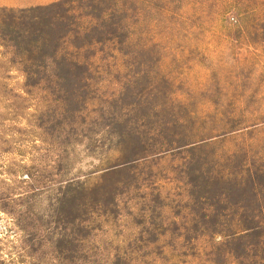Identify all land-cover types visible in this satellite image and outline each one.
<instances>
[{
	"label": "rangeland",
	"instance_id": "rangeland-1",
	"mask_svg": "<svg viewBox=\"0 0 264 264\" xmlns=\"http://www.w3.org/2000/svg\"><path fill=\"white\" fill-rule=\"evenodd\" d=\"M0 264H264V0H0Z\"/></svg>",
	"mask_w": 264,
	"mask_h": 264
},
{
	"label": "crops",
	"instance_id": "crops-1",
	"mask_svg": "<svg viewBox=\"0 0 264 264\" xmlns=\"http://www.w3.org/2000/svg\"><path fill=\"white\" fill-rule=\"evenodd\" d=\"M43 1H54V0H43ZM11 2H13V0H11Z\"/></svg>",
	"mask_w": 264,
	"mask_h": 264
}]
</instances>
